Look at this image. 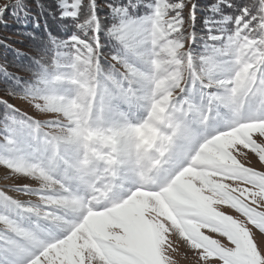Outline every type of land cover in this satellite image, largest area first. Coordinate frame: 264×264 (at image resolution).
Instances as JSON below:
<instances>
[{"label": "rangeland", "instance_id": "rangeland-1", "mask_svg": "<svg viewBox=\"0 0 264 264\" xmlns=\"http://www.w3.org/2000/svg\"><path fill=\"white\" fill-rule=\"evenodd\" d=\"M20 1L24 0H0V8L5 4L16 6ZM143 1V5L131 9L129 20L142 17L147 22L130 26L113 11V6L116 10L126 9L124 5L113 0L105 6L100 3L101 0H96L101 23L112 26L113 34L110 36L106 33L107 37L114 42L119 40L134 53L124 59V53L119 49L120 58L117 55L106 58L114 66H119L116 65L119 72L114 77L91 67V64L95 65L100 43L95 39V24L82 23L89 17L87 9L79 8V0H72L71 4L68 0L49 1L56 14H67L70 8L80 12L81 20L76 25L82 24V30L76 25L73 29L81 36L73 45L79 65H72L69 61L56 74L37 77L45 87L47 99L25 95L19 90V85L23 88L26 83L37 79L30 73L19 77L15 84L17 89L11 94L10 90H0V95L1 92L6 93L10 104L26 109L37 121H60L55 126L42 125L39 136L41 142L45 140L44 134L56 138L47 150L49 159H55L58 163L48 170L37 169L34 175L18 176L0 167V190L15 199L31 201L33 207H38L40 195L16 191L13 185L26 183L34 188L47 187L69 194L80 187L79 184L83 188L89 182H94L109 198L106 222L96 219L94 210L89 207L83 215L99 255H95L91 247H84L73 228L70 235L59 242L71 241L68 244L69 253L60 259L56 246L52 249L58 258L55 264H165L161 247L167 264H226L230 255L237 264H264V254L261 252L264 249V231L251 223L239 206L225 204L219 196L211 194L210 188L202 187L212 178L206 176L208 169L197 168L202 174L196 178L188 173L187 168L177 173L173 166L176 153L183 144L175 135V125L180 122L181 115L189 121L199 118V110L189 113V105H201L214 90L215 84H226L236 91L232 94V102L224 110L213 111L214 121L210 124L209 133L216 126L223 127V121L231 119L237 110L246 119L264 116V81H259V69L264 64V42H255L234 32L223 34L222 39L213 41L222 43V47L215 51L216 61H205L204 57L191 51L193 28L187 16L180 31L171 20L173 14L165 7L150 11L148 6L152 0ZM157 2L163 5L164 0ZM197 2L185 0L186 5ZM84 3L87 4V0ZM252 3L264 12V0H252ZM123 15L121 11L120 17ZM198 15L197 12L196 43L200 42L197 31H201L197 29ZM253 24L259 27L260 22ZM21 38L25 41L24 37ZM24 41L11 40L1 50L0 68H7L2 54L24 55L22 51L30 45ZM85 70L91 73V78ZM199 74H205L214 84L210 85L204 77L198 76L201 83L196 82L194 89L197 91L193 92V81ZM117 77L123 82L121 86L127 99L104 95L108 88L105 81L114 82ZM37 103L42 104L40 109L34 107ZM239 131L249 134L264 132V120H249L239 129L224 134L219 143L240 142ZM2 136L3 133H0V139ZM31 139L35 142V134ZM18 148L21 152L28 150L26 136L19 137ZM2 151L0 149V154ZM237 151L240 159L250 166L262 167L256 158L245 154L243 149ZM143 178L146 183L154 182L153 188L131 185V182ZM209 195L211 200L207 198ZM192 202L203 207L210 206V210H214L212 216L222 226H202L208 223L205 220L193 225L188 219L192 215ZM3 207L0 203V208ZM254 207H259V204ZM65 208L61 205L57 212L61 219L64 218ZM260 210L264 211V208ZM212 226L220 230L212 231ZM225 227H230L237 235L241 242L239 248L223 234ZM176 228L185 229L182 236L176 235ZM186 229H198L203 234L199 241L201 249H207L203 256L202 251L193 245ZM57 234L60 235L59 232Z\"/></svg>", "mask_w": 264, "mask_h": 264}, {"label": "snow or ice", "instance_id": "snow-or-ice-1", "mask_svg": "<svg viewBox=\"0 0 264 264\" xmlns=\"http://www.w3.org/2000/svg\"><path fill=\"white\" fill-rule=\"evenodd\" d=\"M68 2L71 4L72 0H68ZM9 5L5 4L3 8H0V17L3 16ZM162 6L173 14L171 20L175 22L174 26L180 31L183 29L185 16H187V19L192 24V36L193 42H195L197 5L195 3L186 5L185 0H174V2L173 0H164L163 5H161L157 0H152V4L148 7L150 11H154ZM231 6V4L228 5V7ZM136 7H139V5L137 4ZM79 8L87 9L89 17L82 23L95 24V39L97 41L105 33L110 36L113 34L111 25L105 26L101 23L96 0H87V4L84 3V0H79ZM186 9L187 12L185 11ZM113 11L117 17L126 21L130 26H139L147 22L142 17L129 20L131 16L130 8L116 10L115 6H113ZM121 11L124 12L122 17H120ZM238 11L240 13L239 19H247L252 17L254 12H261L260 9H252L247 5L240 7ZM61 18H68L73 21L81 20L80 12L78 10L72 11L71 8L67 14L62 12ZM262 18H264V12H261V16L255 17V19ZM225 19L229 18L225 17ZM205 23H207L206 20ZM76 26L82 30V24ZM89 31H92V29H89ZM53 39L55 38L53 37ZM117 43L124 53V59L134 54L129 49H126L119 40H117ZM117 58H120V53L117 54ZM14 79L18 82L19 77H14ZM122 83L117 77L116 81L110 82V86L105 90L104 95L116 99H127L126 92L121 86ZM7 85L10 89V94L11 91L17 89L13 84ZM19 90L25 95L42 96L47 99L45 87L42 86L41 80L38 78L32 80L31 83H26ZM117 93L119 95H116ZM205 104L208 105L206 110L204 108ZM0 105L7 112H19V109L14 104H9L5 99H0ZM34 107L40 109L42 104H34ZM218 108L219 105L214 109L206 99L199 106L195 104L189 105V113L193 110H199L200 116L198 119L189 121L181 115L180 122L175 125V135L183 141L180 150L176 153V172L180 173L189 166L208 169L206 176L212 178L207 180L202 187L205 189L210 188L211 194L219 196L225 204L233 207L239 206L242 213L248 216L249 221L261 231H264V211L260 210L264 208V132L254 131L249 134L239 131L240 142L224 145L219 143L220 138L224 134L239 129L240 125L247 123L251 119L264 120V116L246 119L237 110L231 119L223 121V127L216 126L209 133L210 124L214 121L213 111H217ZM21 117V119L7 118L4 127L0 128V133H3L2 139H0V149L3 150L2 154H0V167L18 176L25 174L34 175L37 169L48 170L55 167L58 161L49 159L50 153L47 149L56 138H50L47 134H44L45 140L41 142L39 136L42 125L55 126L60 121L55 119L37 121L26 114H21ZM33 134L36 136L35 142L31 139ZM21 136L28 138V150L26 152H21L18 148L19 137ZM238 149H243L245 154L256 158L262 167L250 166L247 162L241 160ZM13 187L19 192L37 193L40 195L41 202L38 207H33L31 201L15 199L7 192L0 190V203L4 205L3 208H0V264H55V260L58 258H56L52 249L70 235L72 229L83 218L86 209L76 212L78 217L76 220H63L57 215V212L62 204L64 206L69 205L67 202L59 200L58 197L66 196L68 193L47 187L34 188L26 183H17ZM207 198L211 200L210 195ZM188 199L191 200V197H188ZM258 204L259 207H254ZM72 207L75 209L74 205ZM190 208L192 215L188 219L193 225H197L200 220L211 221L216 219V217L212 216V211L214 210H210V206L203 207L199 203L192 202ZM176 210H179V208ZM164 223L167 222L164 221ZM212 224L208 222L202 226L209 227ZM65 225L68 226L65 227ZM52 230L58 231L60 235L45 239L44 237L49 236ZM210 230L219 231L220 229L212 226ZM186 231L193 245L202 251L203 256L207 251L206 247L201 249V243H199L203 234L198 229L196 231L186 229ZM223 234L232 241L236 248L240 247L241 242L230 227H225ZM261 252L264 254V249H261ZM161 257L165 259V264H167L162 247ZM226 264H237V261L230 255Z\"/></svg>", "mask_w": 264, "mask_h": 264}, {"label": "trees", "instance_id": "trees-1", "mask_svg": "<svg viewBox=\"0 0 264 264\" xmlns=\"http://www.w3.org/2000/svg\"><path fill=\"white\" fill-rule=\"evenodd\" d=\"M49 1L51 0L20 1L16 6L9 7L5 12V16L0 19V24H2L0 26V53L11 40L24 41L21 38L24 37V42L30 44L29 48L22 51L24 55H1V58L7 62V68H0V90L5 92L10 90L7 84L15 85L17 81L14 77H20L28 73L33 74L35 78L39 76L43 77L44 75H54L60 69L66 67L65 65L69 61L72 65H79L77 58L74 56L76 50L73 47L76 39L81 38L79 34L73 32L74 26L78 21H73L68 18L62 19L60 13H54V9ZM109 1L113 0H101L100 3L106 6ZM116 1L119 5H124L126 9L137 8V4L140 6L144 2L143 0ZM197 1L196 11L199 13L197 29L199 31L201 30L200 32L197 31V35H199L200 42H193L191 44V51L204 57L206 59L205 61H216L215 51L217 48L220 49L222 47V43L213 41L222 39L225 36L223 34L234 32L238 35L242 34L243 37H247L248 39H254L255 42H264V18L255 19V17L261 16V12H254L253 16L247 19H239L240 13L238 9L240 7L247 5L249 8L258 9L252 3V0ZM229 4L232 6L228 7ZM225 17L229 19H225ZM205 20L207 23H205ZM255 22H260L259 27H255L253 24ZM99 43L98 49L100 51L96 55L95 65L91 64V67L96 68L95 71L105 72L104 74L107 76H117L119 69L116 68V65L118 66V64L114 66L106 58L120 53L119 44L107 37L106 33L101 35ZM88 44L92 45L90 41H88ZM101 64L103 66H99ZM215 64L220 65L219 62ZM85 71L89 73L87 70ZM259 71L261 73L259 81H264L262 80L264 79V64L260 66ZM198 76L204 77L205 81H209L208 76H205V74L197 75V81H193L194 87L191 90L193 92L197 91L194 89L196 82L201 83ZM89 77H92L91 73H89ZM51 84L54 85L53 83ZM190 86L192 87V85ZM18 88L21 89V86L19 85ZM0 99L8 101L6 93L1 92ZM14 105L19 109V112H7L0 105V128L4 127L9 117L21 119V114L33 117L26 109L20 108L16 104ZM34 119L37 120L36 118Z\"/></svg>", "mask_w": 264, "mask_h": 264}, {"label": "bare ground", "instance_id": "bare-ground-1", "mask_svg": "<svg viewBox=\"0 0 264 264\" xmlns=\"http://www.w3.org/2000/svg\"><path fill=\"white\" fill-rule=\"evenodd\" d=\"M174 167H176V163L173 164ZM187 171L192 176L199 178L201 177L202 171L198 170L195 167L189 166L187 168ZM138 181L135 183L131 182L132 186H138V187H144V188H153L154 182L146 183L145 178L143 179H137ZM150 181V180H149ZM125 182V181H124ZM130 183V182H129ZM123 184V183H122ZM80 187H77L75 190H72L66 197L60 198L61 201L67 202L69 206L65 209V214L63 220H76L78 217L76 216V212H79L81 209H86L89 207V209L94 210L93 214L96 219H98L101 222H106L108 216L106 209L108 207V204L110 203L109 198L103 195L102 191L99 189L97 184L94 182H89V184H85L82 188V184H79ZM123 186V185H122ZM156 200V199H155ZM159 204V203H158ZM75 206V209H73L72 206ZM88 216V215H87ZM68 226V225H67ZM65 225V227H67ZM89 226L85 219H80L79 223L76 224L74 227V230H76L78 234V238L83 243L84 247H91L93 253L95 255H99L98 249L95 246V244L92 242L90 238V232H89ZM184 230L175 229V233L177 236H182V233H184ZM58 231H54L53 233L50 232V235L46 238H52L54 236H58ZM71 244V241H66L65 243L61 242L56 245V251L58 254V257L62 259L64 257V254L69 253L68 244Z\"/></svg>", "mask_w": 264, "mask_h": 264}, {"label": "clouds", "instance_id": "clouds-1", "mask_svg": "<svg viewBox=\"0 0 264 264\" xmlns=\"http://www.w3.org/2000/svg\"><path fill=\"white\" fill-rule=\"evenodd\" d=\"M105 83L110 86L109 81H105ZM209 84L213 85L214 82L212 80H209ZM236 91L234 87H230L226 84H215L214 90L208 95L207 100L208 103L212 106L219 105V108L217 111H222L226 106H228L232 102V94ZM207 104L204 105V108H207ZM207 115V113H205ZM215 224L216 226H222L219 224V222L215 220L206 221Z\"/></svg>", "mask_w": 264, "mask_h": 264}]
</instances>
